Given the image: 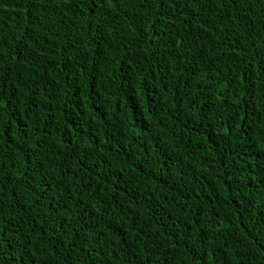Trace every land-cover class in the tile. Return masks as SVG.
<instances>
[{
	"label": "trees",
	"instance_id": "16d2710c",
	"mask_svg": "<svg viewBox=\"0 0 264 264\" xmlns=\"http://www.w3.org/2000/svg\"><path fill=\"white\" fill-rule=\"evenodd\" d=\"M0 264H264V0H0Z\"/></svg>",
	"mask_w": 264,
	"mask_h": 264
}]
</instances>
